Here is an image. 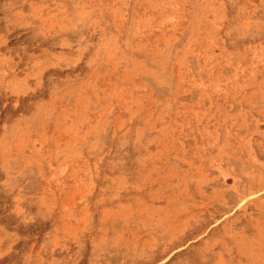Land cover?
<instances>
[{"label":"rangeland","instance_id":"1","mask_svg":"<svg viewBox=\"0 0 264 264\" xmlns=\"http://www.w3.org/2000/svg\"><path fill=\"white\" fill-rule=\"evenodd\" d=\"M0 264H264V0H0Z\"/></svg>","mask_w":264,"mask_h":264}]
</instances>
